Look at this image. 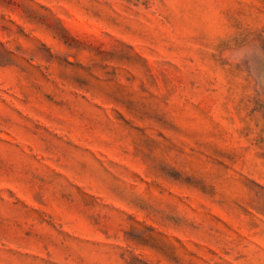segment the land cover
<instances>
[{
  "label": "rangeland",
  "instance_id": "374dc122",
  "mask_svg": "<svg viewBox=\"0 0 264 264\" xmlns=\"http://www.w3.org/2000/svg\"><path fill=\"white\" fill-rule=\"evenodd\" d=\"M0 264H264V0H0Z\"/></svg>",
  "mask_w": 264,
  "mask_h": 264
}]
</instances>
